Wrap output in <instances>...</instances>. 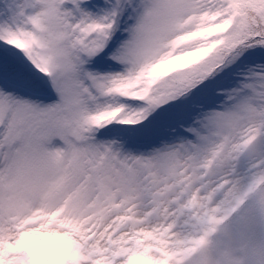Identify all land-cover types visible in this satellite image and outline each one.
Wrapping results in <instances>:
<instances>
[{"label":"snow or ice","instance_id":"6c2138e0","mask_svg":"<svg viewBox=\"0 0 264 264\" xmlns=\"http://www.w3.org/2000/svg\"><path fill=\"white\" fill-rule=\"evenodd\" d=\"M0 264H264V0H0Z\"/></svg>","mask_w":264,"mask_h":264}]
</instances>
